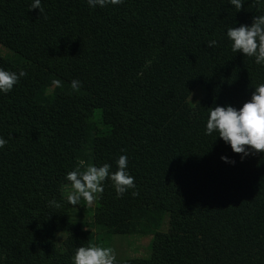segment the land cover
<instances>
[{
  "label": "trees",
  "instance_id": "16d2710c",
  "mask_svg": "<svg viewBox=\"0 0 264 264\" xmlns=\"http://www.w3.org/2000/svg\"><path fill=\"white\" fill-rule=\"evenodd\" d=\"M31 2L0 0V68L26 73L0 94V264H72L77 247L136 235L153 236L152 256L114 264H264V153L241 161L204 134L208 108L238 109L264 83L226 36L264 0ZM120 155L135 187L116 198L105 179L77 219L65 174L80 160L115 171Z\"/></svg>",
  "mask_w": 264,
  "mask_h": 264
},
{
  "label": "clouds",
  "instance_id": "9594fccd",
  "mask_svg": "<svg viewBox=\"0 0 264 264\" xmlns=\"http://www.w3.org/2000/svg\"><path fill=\"white\" fill-rule=\"evenodd\" d=\"M229 4L239 12L243 6L242 0H228ZM89 8H104L107 5H119L123 0H86ZM38 9L43 13L41 0H32L30 9ZM226 36L230 41L231 51L240 53L244 57L253 58L256 65L264 68V14L256 15L252 23L240 24L238 27H228ZM216 41H209L207 46L214 47ZM150 63V62H147ZM26 73L21 70L18 74L0 68V94L9 93L20 77ZM59 85L58 80L52 81ZM80 81L73 79L71 88L76 91ZM208 115L204 129L205 135L214 132L217 137L229 145L232 152L240 154L241 161L249 155L264 153V83L254 87L251 98L238 109L230 104L216 105L208 108ZM7 141L0 137V149ZM224 163H235L227 156L220 158ZM115 171H110L111 165L104 163L97 167L86 164L84 160L78 161L77 167L65 174V187L70 188L66 195V203L77 206L83 201L90 206L99 198L104 190L105 179L111 182V187L116 193V198L122 197L129 189L135 187L134 178L128 173V159L120 155L115 160ZM136 193L133 192L132 195ZM49 206L59 208L61 205L52 199ZM72 264H114L115 257L108 248L98 245L80 246L71 257Z\"/></svg>",
  "mask_w": 264,
  "mask_h": 264
},
{
  "label": "rangeland",
  "instance_id": "374dc122",
  "mask_svg": "<svg viewBox=\"0 0 264 264\" xmlns=\"http://www.w3.org/2000/svg\"><path fill=\"white\" fill-rule=\"evenodd\" d=\"M9 51L0 45V55H9ZM53 88L48 90L51 93ZM200 97V92L197 91L193 98ZM70 188H64V196L66 197L67 192ZM99 198L94 200L90 206H86L83 201L79 204L75 210V217L79 220L88 222L92 220L93 212L98 205ZM166 228V223L163 229ZM152 235H136V236H115L111 242L112 254L116 258H132V259H148L152 256Z\"/></svg>",
  "mask_w": 264,
  "mask_h": 264
}]
</instances>
